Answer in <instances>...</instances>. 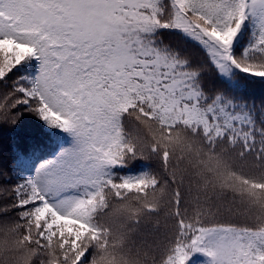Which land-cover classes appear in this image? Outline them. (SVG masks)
<instances>
[{
	"label": "snow or ice",
	"instance_id": "snow-or-ice-1",
	"mask_svg": "<svg viewBox=\"0 0 264 264\" xmlns=\"http://www.w3.org/2000/svg\"><path fill=\"white\" fill-rule=\"evenodd\" d=\"M0 264H264V0H0Z\"/></svg>",
	"mask_w": 264,
	"mask_h": 264
}]
</instances>
